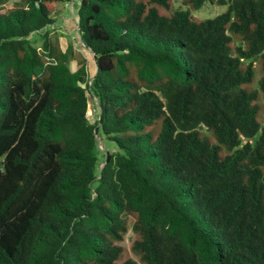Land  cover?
<instances>
[{
    "label": "trees",
    "instance_id": "trees-1",
    "mask_svg": "<svg viewBox=\"0 0 264 264\" xmlns=\"http://www.w3.org/2000/svg\"><path fill=\"white\" fill-rule=\"evenodd\" d=\"M9 1L0 264H264V0H76L89 80L45 29L75 0Z\"/></svg>",
    "mask_w": 264,
    "mask_h": 264
},
{
    "label": "rangeland",
    "instance_id": "rangeland-1",
    "mask_svg": "<svg viewBox=\"0 0 264 264\" xmlns=\"http://www.w3.org/2000/svg\"><path fill=\"white\" fill-rule=\"evenodd\" d=\"M13 0L9 1V4L12 3ZM76 4L77 1L73 2H57V7L59 8V11L55 14V21L53 25L49 24L45 27V29L51 31L55 37H57L58 43L62 50L70 49L71 52L69 53V66L72 70H76L81 64L84 65V76L86 80H89V78L92 76V74L96 70V63L93 59L92 53L86 49L85 47H82L79 45V43L76 42V37L78 35L77 26H76ZM178 5L185 7V4L182 0H173V6L177 7ZM226 8L225 4H218L215 1L210 2L206 1L200 8L194 9L192 11L193 15L197 18H206V17H212L216 15L217 13L223 11ZM58 23V24H57ZM31 41L37 45L40 46L41 44V37L39 36V33H32L30 35ZM240 40L237 38H233L232 44L237 45L240 44ZM83 58V61L80 59ZM79 60V61H78ZM248 61V60H245ZM252 65L254 66V73L255 78L254 82L250 84L248 87H257L261 93V104L262 109L264 110V91L260 88L258 84V78L260 76V67L257 62V60H252ZM264 113V112H263ZM97 114V108H96V100L95 98H90L87 108V116L91 121H94ZM262 119V116H261ZM203 131H206V129H203ZM98 149L100 151H104L106 149L108 150H115L117 149V145L114 141L108 139L104 134L102 136H98ZM100 156L103 154V152L99 153ZM134 236V233L129 229L126 231L123 240L121 243L124 246V253L123 257L131 255L134 256V253L131 251L130 245L132 238Z\"/></svg>",
    "mask_w": 264,
    "mask_h": 264
},
{
    "label": "crops",
    "instance_id": "crops-1",
    "mask_svg": "<svg viewBox=\"0 0 264 264\" xmlns=\"http://www.w3.org/2000/svg\"><path fill=\"white\" fill-rule=\"evenodd\" d=\"M70 2H73V1H70ZM58 24V23H57ZM77 24V23H76Z\"/></svg>",
    "mask_w": 264,
    "mask_h": 264
}]
</instances>
